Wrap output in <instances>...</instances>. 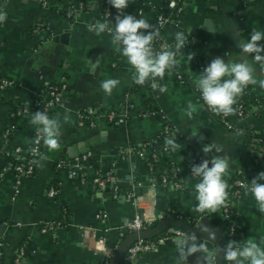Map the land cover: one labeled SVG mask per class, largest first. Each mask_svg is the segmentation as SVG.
<instances>
[{
	"label": "crops",
	"instance_id": "obj_1",
	"mask_svg": "<svg viewBox=\"0 0 264 264\" xmlns=\"http://www.w3.org/2000/svg\"><path fill=\"white\" fill-rule=\"evenodd\" d=\"M45 1L44 7L38 0H9L3 6L7 19L0 24V79L11 81V85L0 88V140L7 145L8 155L15 156L12 160L17 156L13 149L22 152L28 148L34 127L32 116L12 114L13 109L30 105L47 83L64 77L66 87L60 103L49 115L61 123L59 150L49 151L41 140L36 159L40 163L35 164L31 177L16 184L11 171L0 174V264H104V259H109L129 235L125 225L135 211L123 196L114 199L109 186L98 191L90 181L93 171L104 172L112 161L119 191L131 192L138 198L140 209L154 216L152 225L171 210L197 224L206 219L215 227L210 220L215 213L193 210L198 203L193 185L198 180L190 177L191 166L210 160L213 154L224 155L230 164L227 174L240 175L250 182L264 172V146L259 140L264 137V125L249 111L240 119L228 116L234 130L225 129L197 100L192 87H196L199 73L215 57H222L225 62L242 58L238 39H250L253 29L264 31V0H183L176 21L160 28V39L171 45L175 44L177 32L184 31L188 37L175 66L185 81L179 83L166 73L163 79L143 86L134 83V69L112 45L111 32L96 35L89 31L88 25L103 22L107 0ZM76 2L81 3V8L77 3L72 11L63 13L67 5ZM160 11L165 15L169 12L166 0H130L125 9L126 14L145 18L153 25L155 14ZM36 23L45 28L34 32ZM190 53L194 54L191 62L187 59ZM248 62L262 74L264 65L256 64L252 58ZM259 78H264V74ZM106 79L120 81L110 96L100 88ZM249 88L264 105V89L258 85ZM190 101L195 108L191 118L185 112ZM85 108L100 112L113 109L118 113V124L107 123L100 113L93 127L78 126L76 116ZM149 109L161 111L163 117L140 116L141 111ZM164 123L170 132L163 138L161 166L155 172L168 175L169 184L151 186L154 178L145 166L146 148L122 160L116 158V151L151 140ZM6 128L10 129L4 137ZM173 137L180 145L175 151L166 148V140ZM210 143L219 146L222 153H204V145ZM85 151L91 153V166L84 171L83 181L69 178L67 169L55 167L57 160L69 161L74 153ZM4 158H0V170L8 162ZM51 183L58 185L52 198L45 194ZM172 185L178 186L175 191L171 190ZM229 212L236 225V241L251 238L258 242L264 237V215L247 190L235 195ZM40 221L61 224L50 235L39 232ZM215 233L222 240L219 232ZM198 238L215 250L210 240ZM174 239L141 253L131 264H176ZM20 248L24 252L17 257ZM188 264H195V257H190Z\"/></svg>",
	"mask_w": 264,
	"mask_h": 264
},
{
	"label": "clouds",
	"instance_id": "obj_2",
	"mask_svg": "<svg viewBox=\"0 0 264 264\" xmlns=\"http://www.w3.org/2000/svg\"><path fill=\"white\" fill-rule=\"evenodd\" d=\"M108 3L117 10L114 28L110 29L107 22H96L88 25L89 31L100 35L105 31L111 32V43L126 58L127 63L134 69L133 81L137 85H145L163 79L166 71H171L178 63L177 55L188 44V37L184 31L175 33V50L168 48L155 52L153 42L160 38L158 27L145 18L126 14L125 9L130 5V0H108ZM7 13L0 11V24L6 22ZM264 31L253 29L250 39H238L237 48L242 53L238 62L229 60L225 62L222 57H215L199 73L196 82L197 90L207 108L216 115L228 117L236 114L234 105L245 89L250 85H258L264 89V78H259L253 63L264 65ZM194 54H187L189 62ZM120 84L118 79H106L101 82L100 88L106 96ZM163 90V89H162ZM195 108L191 101L185 109L186 115L191 118ZM31 124L36 127L37 142L43 141L49 151L59 150V133L61 123L59 119L50 118L45 111H36L31 117ZM67 122V121H65ZM180 145L175 137L166 140V148L172 151ZM222 153V149L214 143L203 147L204 153ZM39 166V161L34 160ZM230 168L229 159L224 155L213 154L211 159H203L199 164L191 166V178L198 182L193 185L195 200L198 202L193 209L200 214L217 213L228 206V184L224 179ZM264 172H260L246 185L247 191L256 201L257 210L264 215ZM177 185H172L175 191ZM201 232L207 233V239L215 240V232L206 226ZM176 250V264H188L190 257H195V264H218L221 258L227 264H264V237L256 242L249 238L238 242L228 240L222 247L210 250L196 233L178 235L174 239Z\"/></svg>",
	"mask_w": 264,
	"mask_h": 264
},
{
	"label": "built area",
	"instance_id": "obj_3",
	"mask_svg": "<svg viewBox=\"0 0 264 264\" xmlns=\"http://www.w3.org/2000/svg\"><path fill=\"white\" fill-rule=\"evenodd\" d=\"M9 0H0V11H3L4 4ZM40 5L44 7L46 5L45 0H38ZM182 1L183 0H166V7L168 8L169 12L167 15H165L164 11L156 12L155 14V26L160 28L166 24V23H174L176 19L169 18L168 15L171 13H174L176 16L179 17V14L182 11ZM78 8H81V3H78ZM72 11V10H70ZM117 15V10L113 8L109 3L108 0L104 6L102 18L103 22H107L109 28L111 29L112 24L115 23V17ZM42 28H45V26L42 25V23H36V25L33 27V31H41ZM109 32V31H107ZM171 45L167 42H163L160 38L153 42V48L155 52H159L161 49L164 48H170ZM166 73H170L169 71H166ZM165 73V74H166ZM172 76L175 80H177L179 83L184 82L183 75L178 71L175 70L172 73ZM11 85V81L7 79H0V88L4 86ZM65 79L62 77L58 81L47 83L42 90L37 92L34 96V99L30 105L26 106H16L12 114L15 115H27V116H33L35 113V107L37 105H40L42 108V111L45 112H51L52 109L57 106L61 99H62V93L65 91ZM192 90L196 94V98L198 101H200L207 112L212 115L225 129L227 130H234V125L229 121L228 117H224L222 115H216L212 113L207 106L204 104L203 100L200 97V93L197 90V87H192ZM236 108V114L235 117L242 118L247 111L243 110L242 105L239 101H237V104L234 105ZM258 106H254L253 112L258 109ZM100 113H103L105 120L107 123L111 125H117L118 124V113L115 112V110H106L103 112L97 111L93 108H85L78 112L76 116V125H86L88 127H93L96 123L97 118L101 115ZM148 115H158V117H163L162 112L158 110L149 109L147 111H141L140 116H148ZM264 124V123H263ZM10 128H6L4 131L3 136L8 133ZM170 132V127L167 123L162 124L161 130L158 133L157 136L166 137L168 136ZM259 140L261 141L262 145L264 146V137H260ZM149 142L141 144L139 149H134L133 147H125L117 149L116 151V158L119 160H122L123 158L133 154L134 152H142L148 145ZM40 146L41 141L39 143L37 142V132L36 127H33L32 131V138L30 145L25 151L20 152V149L15 148L13 149L14 154H16V158L14 160L6 162L0 170V174H2L5 171H11L14 177V181L16 184L19 183L22 178H28L31 177L35 171V164L33 163L34 160H36L40 154ZM8 155V151L4 150L3 147H0V158L6 157ZM91 159V153L88 151L82 152L73 158L71 160H63L59 159L55 162L56 168H63L67 169V175L69 178H77L79 181H83V173L85 170L90 168L91 164H87L86 162ZM152 161H155L157 159V156L155 153L151 155ZM149 170L151 169V162H147ZM115 166V162L112 161L110 164V167H108L107 170L104 172L99 171H93L91 175V183L92 185L98 190L103 191L104 189H107V185L111 184L109 187L111 189L110 195L116 199L119 196H123V198L130 202L134 207L135 211L132 215V218L129 222L125 225V230L127 231V234H131L133 232H138L142 229H145L147 226L152 225L154 222V216L153 215H146V213L140 209L139 207V200L137 197L133 195L131 192H120L117 186V179L114 176L113 168ZM85 175V174H84ZM153 180V179H152ZM160 183L162 185H168L169 180L164 175H161L158 179L154 177V180L151 183V186ZM246 185L248 184L245 180L242 179H234L228 184V189L231 190L233 195H237L241 190H247ZM57 184L51 183L46 188L45 194L47 197H54L57 193ZM107 187V188H106ZM17 191L16 189L14 190ZM229 195V193H228ZM229 197V196H228ZM228 204V210L227 207L222 209L223 215L231 220V224L229 226V234H233V232L236 233V225L232 221L230 212H229V204ZM99 215H96L98 217ZM101 217H104V215H101ZM195 223V222H194ZM60 222H53V221H40L38 222V230L41 233H49L50 235H54L55 229L60 226ZM197 223H195L196 225ZM194 225V226H195ZM186 234L183 230L175 228V227H168L165 229L164 233L160 236L149 239V238H141L137 237L125 250L123 254V260L119 264H131L132 260L140 255L141 253L148 252L155 250L158 245L164 243L166 240L176 238L178 235ZM2 246L3 241L0 236V261L2 259ZM23 248L19 249L18 254L16 255L19 257L23 253ZM17 257L15 258V261H17ZM108 259H104V264H106ZM224 264H227V262H224Z\"/></svg>",
	"mask_w": 264,
	"mask_h": 264
},
{
	"label": "trees",
	"instance_id": "obj_4",
	"mask_svg": "<svg viewBox=\"0 0 264 264\" xmlns=\"http://www.w3.org/2000/svg\"><path fill=\"white\" fill-rule=\"evenodd\" d=\"M78 2H80V1H78ZM78 2H76L74 5H72V4L67 5L66 8L63 10V13L66 14V12L76 8ZM168 17L172 18V19L178 18V16H176L174 13H171L170 15H168ZM171 45H172V47H170L169 49H171V48H173V46H175L174 43H172ZM173 50H175V49H173ZM175 70H176V67H174L169 72L172 74L173 71H175ZM184 81H185V78H184ZM238 101L242 105L244 111L252 112L261 123H264V107H263L264 105H263V102H262V100L259 97H257L256 95L253 94V92L250 90L249 87L245 89L244 94L239 97ZM255 105L258 106L257 107L258 109H256L253 112V108H254ZM36 111H42V108L40 107V105H37L35 107V112ZM47 113H48V115H50V112H47ZM7 138H8V136H7ZM163 138L164 137H162V136H156V137L152 138L151 140H147V141L142 142V143L149 142V144L145 146L146 150H147V153H148L147 154V159H146V162H145V166H146L147 172L149 173V176L152 177V178H154L155 176H157L159 178L161 176V174H159V173H157L155 171H156L157 168H159L161 166V163H160L161 162L160 151L162 150V148H164L163 147L164 146ZM3 144H4V141H3V139H1L0 140V147H3V149L6 150L7 149V145L5 146V144H4V146H3ZM140 146H141V144H140ZM140 146L133 147V148L137 149V148H140ZM153 153H155L156 156H157V159L155 161H152V159H151V155ZM14 157L15 156L13 154H9L8 156H6L4 158V160L5 161H10ZM149 161L151 162V169L150 170H149L148 165H147V162H149ZM86 163L87 164H91V159H89ZM166 176H167L166 178L168 180L169 176L168 175H166ZM224 179L226 180L227 184H229L234 179H242V180H244V178L242 176L236 175V174H232V175L226 174ZM246 182L248 184H250V182H248V181H246ZM227 191L229 193V195H228L229 196L228 197V203H230L231 200H233L235 198V195L232 194L230 189H227ZM227 210H228V206H227ZM169 219H178L179 222L185 224L186 226H190V227H193L195 225L193 220H189V219H186L184 217H179V216L175 215V213H173L171 210H169V212L167 213V216L164 217V219L160 220L155 225H149V226H147L145 228V229H152L151 231H157V233H156L157 235H154V236H152L149 239H154V238L160 236L161 234H163L164 231H165V228L170 223ZM210 220H211V223L218 229L219 235L222 238L223 246L230 239L236 241L235 232H233V234H229V226L231 224V220L223 215L222 209H221V211H219V214L215 213V214L211 215L210 216ZM152 233H154V232H152ZM122 260H123V256L119 259L117 264L121 263ZM220 264H224V261L222 259L220 261Z\"/></svg>",
	"mask_w": 264,
	"mask_h": 264
},
{
	"label": "water",
	"instance_id": "obj_5",
	"mask_svg": "<svg viewBox=\"0 0 264 264\" xmlns=\"http://www.w3.org/2000/svg\"><path fill=\"white\" fill-rule=\"evenodd\" d=\"M62 37H65V35H63ZM199 153V151H198ZM76 156V153L73 154V156L71 157H74ZM111 184L107 185L110 186ZM106 187V188H107ZM170 223L169 225H167L166 228L168 227H174L175 228H178V229H181L183 230L186 234H191V233H196V235L198 237H205L207 238V233L205 232H201V228L202 227H207L209 230L215 232V231H218V229L216 227H213L212 225H210L209 221L206 220V219H200L198 221V224H196L195 226L193 227H190V226H186L185 224L179 222L178 219H169ZM159 226V225H158ZM158 228V227H157ZM165 228V229H166ZM152 229H142L138 232H133L131 234H129L119 245L118 247L116 248V250L113 252V254L110 256V258L107 260L106 264H117L119 259L123 256L126 248L137 238V237H141V238H151L152 236L154 235H157V231H151ZM154 232V233H152ZM219 232V231H218ZM215 240H211V239H208L210 240L212 243H214L215 245V250L218 248V247H222L223 246V242L222 240L219 239V237L217 236V234L215 233ZM222 259V254H221V258H218V264H220V261Z\"/></svg>",
	"mask_w": 264,
	"mask_h": 264
}]
</instances>
